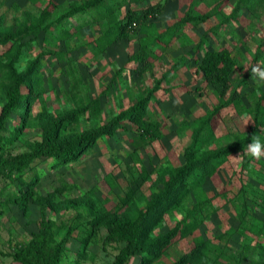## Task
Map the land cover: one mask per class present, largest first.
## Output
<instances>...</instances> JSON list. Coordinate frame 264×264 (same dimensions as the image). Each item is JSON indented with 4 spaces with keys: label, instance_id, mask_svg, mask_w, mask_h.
<instances>
[{
    "label": "rangeland",
    "instance_id": "rangeland-1",
    "mask_svg": "<svg viewBox=\"0 0 264 264\" xmlns=\"http://www.w3.org/2000/svg\"><path fill=\"white\" fill-rule=\"evenodd\" d=\"M92 1L0 0V38L7 37L0 44V108L13 76L20 77L22 92L29 96L23 118L21 106L2 132L0 155L29 151L47 130L54 140L69 143L100 132L116 118L120 126L99 136L74 161L54 167L48 158L36 163L33 172L27 168L25 183L17 172L0 170V264H22L13 254L19 246L35 243L43 220L52 222L42 240L45 264H114L124 242L109 235L102 223L92 225L93 220L132 215L188 160L198 162L231 148L249 128L264 88L251 73L253 66H264V1L240 9L237 19L227 22L237 0H125L114 13L117 18L128 12L142 16L150 7L160 12L141 18L122 38L109 33V19L82 12ZM212 8L222 14L179 29L168 42L158 40L185 12L195 15ZM82 18L89 24L81 35L60 39L58 27L71 31ZM105 34L110 35L101 42ZM221 48L235 62L225 95L196 67L204 50ZM231 94L237 100L226 104ZM141 98L148 99L147 115L159 122L162 134L145 145L134 141L140 131L125 118ZM94 101L98 115L92 111ZM215 108L211 137L195 136V126ZM14 125L19 128L13 131ZM33 175L37 177L28 186ZM202 188V196L190 192L174 208L154 216L148 237L170 240L148 264H190L187 254L196 235L205 243L207 264H255L264 249V236L251 228L260 215L258 206H264V157L233 149ZM23 191L31 198L21 203L16 197ZM199 199L205 205L202 214ZM195 216L198 230L180 236L177 226ZM142 260L136 256L126 264Z\"/></svg>",
    "mask_w": 264,
    "mask_h": 264
},
{
    "label": "trees",
    "instance_id": "trees-1",
    "mask_svg": "<svg viewBox=\"0 0 264 264\" xmlns=\"http://www.w3.org/2000/svg\"><path fill=\"white\" fill-rule=\"evenodd\" d=\"M124 1L125 0H93L83 6L82 12L87 13V17L92 16L96 20L101 18L109 19V33L111 31V33H116L118 38L125 37L129 32L134 31L140 25V21H142L141 18L147 19L160 12V8L150 7L142 16L133 12H128L125 17L117 18L114 16V13ZM263 1L264 0H237L231 13L226 15L225 20L227 22L235 21L240 9L255 8ZM219 14H222V10L215 8L195 15L185 12L184 16L174 22L168 30L159 34L158 40L160 42H168L179 29H183L188 25L204 23L211 19V17ZM132 23H135V26L128 28ZM88 24V20H83L82 18V21L79 22L78 25L73 26L71 31L64 30L63 26H61L57 28V32L58 34L60 33V39L65 40L66 38L81 35L83 28ZM109 35H103L100 41L102 42ZM6 40L7 37L0 38V44L5 43ZM196 67L203 78L217 93L221 95L227 94L231 88L230 77L235 68V62L229 50L226 48L204 50L201 58L199 60L196 59ZM12 78L11 83L4 91V103L0 108V140L3 137L2 132L8 128V122L13 119L14 114L21 106L22 109L20 114L23 118V111L26 108L27 99H29V96L24 95L22 92L20 77L13 76ZM256 98L251 117L252 122L249 128L242 132L240 140L230 146L231 148L212 152L209 157L199 160L198 162L188 160L184 166L171 173L170 178L164 182L163 188L153 196L152 200L147 202L144 208L135 211L132 215L127 217L110 216L106 220L101 216L93 220L92 225L102 223L109 235L116 236L118 240L124 242V246L120 249L114 264H126L131 258L136 256L143 257L141 261L142 264L151 262L159 249L164 247L170 240V238L155 239L148 237L149 231L155 223L154 216H157L160 210L167 211L168 209L174 208L181 197L188 195L190 192L197 197L202 196L203 181L207 177H210L222 163L226 162L227 157L231 154L233 149L243 151V148L247 147V143L251 142V137L253 135H264V88ZM236 100L237 98L231 94L226 104H234ZM91 107L94 114L98 115V101H94ZM147 108L148 99L141 98L137 104L133 105L125 113V118L133 122L140 131V134L136 136L138 140L134 139V141H140L144 145L162 138L160 124L150 119L147 115ZM218 110L219 109L215 108L213 111L209 112L207 116L199 122L198 126H195V136L203 135L205 139L211 137L212 130L210 128V121ZM72 113L73 112L69 113L70 117L73 116ZM75 119V121H77L78 118ZM119 127L116 118L107 126L103 127L100 132L84 134L69 143L54 140L51 132L47 130L40 141H34L32 143V147L29 151L10 158H5L0 155V170L7 167L10 171L17 172L20 179L24 181L23 174L25 170L28 168L31 169L29 172H33L35 164L41 160L48 158L52 159V165L54 167L69 161H74L83 151L85 152L90 149L99 136L112 134ZM17 128L19 127L14 125L11 129L14 131ZM29 172H27V174ZM36 177V175L31 176L30 180L26 182L27 185H32ZM30 195L31 193L23 191L16 199L24 203L31 198ZM204 207L203 200L199 199V213H203ZM258 210L260 211V215H258L259 218L256 217L254 219L251 228L256 236H264V206H258ZM199 222L200 220H198L196 216L188 220L184 219L182 224L177 226V229L180 231V236L194 234L195 231L198 230ZM51 227L52 222L50 220H43L41 223V235H35V243L31 242L29 247L19 246L18 250L13 254V259L22 264H45L46 262L41 259V255L44 253L42 240L43 236H46L51 231ZM88 235H90V232ZM193 241L194 247L190 253L187 254V262L190 264H207V249L205 248V243L199 235L193 236ZM65 242L66 238H63L58 244L55 259L58 258L57 256ZM147 256L149 257L147 258ZM255 264H264V249L260 251V256Z\"/></svg>",
    "mask_w": 264,
    "mask_h": 264
},
{
    "label": "clouds",
    "instance_id": "clouds-1",
    "mask_svg": "<svg viewBox=\"0 0 264 264\" xmlns=\"http://www.w3.org/2000/svg\"><path fill=\"white\" fill-rule=\"evenodd\" d=\"M251 73L256 85H264V66H253ZM243 154L254 158L264 157V135H253L251 142L247 143L246 148H243Z\"/></svg>",
    "mask_w": 264,
    "mask_h": 264
},
{
    "label": "built area",
    "instance_id": "built-area-1",
    "mask_svg": "<svg viewBox=\"0 0 264 264\" xmlns=\"http://www.w3.org/2000/svg\"><path fill=\"white\" fill-rule=\"evenodd\" d=\"M133 26H135V23H132L131 25H129L128 28H131V27H133Z\"/></svg>",
    "mask_w": 264,
    "mask_h": 264
}]
</instances>
